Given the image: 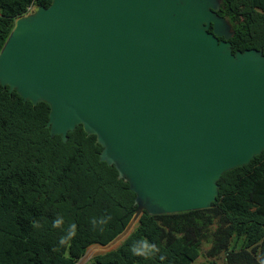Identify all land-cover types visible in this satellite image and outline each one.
I'll return each mask as SVG.
<instances>
[{"label": "water", "instance_id": "1", "mask_svg": "<svg viewBox=\"0 0 264 264\" xmlns=\"http://www.w3.org/2000/svg\"><path fill=\"white\" fill-rule=\"evenodd\" d=\"M221 19L195 0H52L16 19L0 82L47 101L53 134L97 135L137 193L134 219L149 201L206 208L264 150V55L233 53Z\"/></svg>", "mask_w": 264, "mask_h": 264}, {"label": "trees", "instance_id": "2", "mask_svg": "<svg viewBox=\"0 0 264 264\" xmlns=\"http://www.w3.org/2000/svg\"><path fill=\"white\" fill-rule=\"evenodd\" d=\"M233 53L264 55V0H220ZM52 0H0V53L18 17ZM213 30V27H211ZM51 105L0 82V264H78L134 219L137 193L83 124L53 134ZM208 207L143 209L115 249L84 264H264V150L217 181Z\"/></svg>", "mask_w": 264, "mask_h": 264}, {"label": "rangeland", "instance_id": "3", "mask_svg": "<svg viewBox=\"0 0 264 264\" xmlns=\"http://www.w3.org/2000/svg\"><path fill=\"white\" fill-rule=\"evenodd\" d=\"M220 4H221L220 0H195L196 7L199 8L200 6H203L205 9L207 8L208 11H211V10H214V11L216 10L217 11ZM28 14H30V13H28ZM213 24H212L211 27H213ZM219 26L221 27L223 36L230 35V30H229L228 23H227L226 20L221 19V22L219 23ZM143 206H144V208L148 207V209L151 210V211L156 209L151 204L150 201L149 202H145V204H143ZM156 210H158V209H156ZM138 220H139L138 218H135L130 223V225H129L128 229L125 231V233L122 234L117 239H115L110 244H108L106 246L99 245V244H95V245L90 246L88 248L85 256L81 259V261L78 264H84L85 262L89 261L90 259H92L97 254L105 253L107 251H110V250H113V249L117 248L124 241V239L129 235V233H131L133 231V229L135 228V225L137 224Z\"/></svg>", "mask_w": 264, "mask_h": 264}, {"label": "clouds", "instance_id": "4", "mask_svg": "<svg viewBox=\"0 0 264 264\" xmlns=\"http://www.w3.org/2000/svg\"><path fill=\"white\" fill-rule=\"evenodd\" d=\"M34 8H35V7H33V10H34ZM33 10H32V11H33ZM32 11H30V12H28V13H31ZM28 13H27V14H28ZM128 227H129V226H128ZM126 230H127V229H126ZM124 233H125V232H124ZM124 233H123V234H124ZM129 234H130V233H129ZM121 235H122V234H121ZM121 235H120V236H121ZM120 236H119V237H120Z\"/></svg>", "mask_w": 264, "mask_h": 264}, {"label": "built area", "instance_id": "5", "mask_svg": "<svg viewBox=\"0 0 264 264\" xmlns=\"http://www.w3.org/2000/svg\"><path fill=\"white\" fill-rule=\"evenodd\" d=\"M32 10H33V7L31 6V7L29 8V12L32 11Z\"/></svg>", "mask_w": 264, "mask_h": 264}]
</instances>
